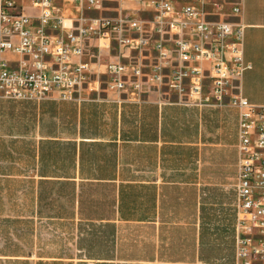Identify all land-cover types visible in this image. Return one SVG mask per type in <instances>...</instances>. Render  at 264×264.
Masks as SVG:
<instances>
[{
	"label": "crops",
	"instance_id": "1",
	"mask_svg": "<svg viewBox=\"0 0 264 264\" xmlns=\"http://www.w3.org/2000/svg\"><path fill=\"white\" fill-rule=\"evenodd\" d=\"M15 1L35 12L30 0ZM231 1L240 7L238 16L229 8ZM221 5L210 10L219 14L217 19L225 15L244 25L243 56L251 65L234 92L264 106V0H224ZM79 97L0 98V194L3 182H20L24 192L22 202L0 203V264H235L238 116L229 140L210 141L203 133L207 111L171 105L178 104L176 96L137 98L106 86V92ZM19 108L26 113L24 123L17 122L14 109ZM7 113L16 119L12 124L4 121ZM88 121L91 131L104 134L83 137ZM83 140L99 143L87 149ZM200 145L232 153L224 161L233 166L229 190L228 183L200 180L197 170L205 161ZM83 157L94 162L95 174L82 176ZM103 164L104 175L99 174ZM183 188L186 195L190 190L197 212L191 202L189 217L178 219L177 198L172 200L169 191ZM98 191L105 194L98 196ZM211 192L229 194L228 202L206 200ZM3 210L9 212L3 215ZM178 224L190 225V239L172 233ZM223 239L222 252L208 249L221 246ZM178 243L185 249L173 250Z\"/></svg>",
	"mask_w": 264,
	"mask_h": 264
},
{
	"label": "built area",
	"instance_id": "2",
	"mask_svg": "<svg viewBox=\"0 0 264 264\" xmlns=\"http://www.w3.org/2000/svg\"><path fill=\"white\" fill-rule=\"evenodd\" d=\"M30 1L34 13L15 0H0V98L80 100L77 90L92 68L84 59L85 39L104 35L105 47L116 37L120 48L155 53L153 77L169 86L178 104L237 109L235 264H250L255 104L234 92L235 82L251 67L243 56L244 25L225 15L210 20L211 14L219 16L210 6L222 8L214 0H149L150 7L141 11L149 13L147 19L137 10L127 13L135 0H110L127 5L115 18L85 13L104 0H75L79 16L60 10L54 0ZM229 6L238 16L237 2ZM5 53L12 57L2 58ZM105 66L109 90L140 96L141 63L117 60ZM262 171L259 264H264V125Z\"/></svg>",
	"mask_w": 264,
	"mask_h": 264
},
{
	"label": "rangeland",
	"instance_id": "3",
	"mask_svg": "<svg viewBox=\"0 0 264 264\" xmlns=\"http://www.w3.org/2000/svg\"><path fill=\"white\" fill-rule=\"evenodd\" d=\"M59 5H65L67 7V12L71 13L73 16H79L78 12V3L75 0H57ZM176 1H182V0H176ZM219 2H224V0H214ZM229 1V0H228ZM131 5L132 10L127 12L128 14H131L135 10L139 13L138 15H143L144 19H147L149 17V13H143L142 10H147V8L150 7L149 0H141L139 2L138 0L129 2ZM123 7H126V3L122 4ZM119 3L113 2L110 0H104L102 7L98 9H88L86 10L87 15L92 16H98V17H111L115 18L118 16L121 8H123ZM226 7H228L226 5ZM142 8V9H140ZM140 9V10H139ZM226 10H224L225 12ZM210 20L217 19L215 15H209L208 17ZM226 19V18H225ZM228 20V19H226ZM115 35V34H114ZM107 41V38L104 35L98 36V37H88L85 39V51H84V58L87 62H89L91 68V72L88 75L87 81L84 82V84L81 85L80 88H78L76 95L77 96H87L89 94H92L94 92H106V80H107V74H106V66L105 64L110 61H117L122 60L123 62L127 63H141L143 71L145 75H143V87L142 91L140 93V96L138 98H146V99H152V98H158L160 97L163 100H173L175 98V93L169 89V86L165 83H161L157 81L154 77L152 72L153 65L156 63V58L154 57L155 53L151 52L150 50H142L140 51H131L127 48H120L117 46L116 37H112L111 39V46L105 47L104 42ZM136 55V56H134ZM7 112L11 110L9 108V104H6ZM15 114H18L19 117L17 119V122L24 123L25 121V114L23 111L20 113L21 108H19L17 111L14 109ZM25 110V109H23ZM203 110L206 112V125L203 129L204 136L207 140L210 141H217L219 139L222 140H229L233 134L236 131L237 128V114H235V110L231 109V107L227 105H205L203 106ZM10 113V112H9ZM9 113L4 117V121L7 124H12L15 122L14 118L9 116ZM21 116H20V115ZM6 139L5 144L9 145V137H4ZM200 153L203 158L204 163L201 165V167L198 168L197 174L200 175L201 181H210V182H223L228 183L226 186V190H229L231 188V184L233 183L234 174H233V166L231 164L226 165L225 158L227 156H231L232 153L230 151H225V147H219L214 145H200ZM199 150V149H198ZM197 153V152H196ZM14 187L13 192L10 191V186ZM21 183H14L11 184L10 182H3L2 184V192L0 194V203H5V205H8L10 202H22L23 201V191L21 188ZM224 188V187H223ZM86 189V195L90 194V191ZM171 192L170 195L171 199L177 198V211L176 216H178V219L184 218L186 214L191 213V207L190 204L193 202V206L195 207V212H197V202L191 197V192L188 189L187 195L185 194V189H178L176 191H169ZM175 192V193H174ZM12 193V194H11ZM105 194V192H96L95 194L100 196L99 194ZM229 195V194H228ZM228 195L227 197L219 196V194H214V192H211L210 196L207 197L209 201H221L223 199L224 201L228 202ZM196 197L195 195L193 196ZM63 200V199H62ZM68 201L67 199H64V201ZM187 202V203H186ZM220 205V204H219ZM219 205H215L214 208H218ZM187 207V208H186ZM225 208L224 206H222ZM7 207H4L6 209ZM227 210L230 212L229 208L227 207ZM225 211V209H223ZM222 210V211H223ZM8 210H3L1 213L3 215L7 214ZM231 213V212H230ZM184 221V219H183ZM187 228V229H186ZM192 229L190 225L188 226H181L177 225L176 228L172 229V233L176 235L177 237H183L185 235H188V239H190L192 235ZM208 235H212V231H207ZM209 236H207V239ZM211 240V239H209ZM227 239H223V244L221 246L217 244H213L208 249H211L212 253L222 252V249H225L224 243ZM188 249H190V242L188 241ZM223 246V247H222ZM184 246H181L178 244H174L173 250H184Z\"/></svg>",
	"mask_w": 264,
	"mask_h": 264
},
{
	"label": "bare ground",
	"instance_id": "4",
	"mask_svg": "<svg viewBox=\"0 0 264 264\" xmlns=\"http://www.w3.org/2000/svg\"><path fill=\"white\" fill-rule=\"evenodd\" d=\"M256 127L254 132L255 158L253 163L254 190L252 195L253 221L251 227L252 253L250 264H259L260 251V220H261V188H262V156H263V125L264 106L255 105Z\"/></svg>",
	"mask_w": 264,
	"mask_h": 264
},
{
	"label": "trees",
	"instance_id": "5",
	"mask_svg": "<svg viewBox=\"0 0 264 264\" xmlns=\"http://www.w3.org/2000/svg\"><path fill=\"white\" fill-rule=\"evenodd\" d=\"M171 105H179V106H184V107H192V108H195L196 109L195 106H190V105H183V104H181V105L180 104H171ZM89 122H91V121H88V123ZM92 126H93V124L89 123L87 125V128H88L87 130H85L83 128V130H82L83 137L89 138V137H87V135H92V134H94V135L95 134H100L101 135V134H104L105 131H101V130L91 131L90 128ZM82 142H83V147H85L87 149H89L93 145H96V144L99 143V142L86 141V140H83ZM103 145H105L104 142H103ZM84 159H86V158L83 157V160H82V163H81V174H82V176L84 177V176H90L91 174L92 175L95 174L94 172L92 173V169H91V164H94V162L90 163L89 161H85ZM100 168H101V170L99 171V174L104 175L105 174L106 165L103 164V166H100ZM202 224L203 223L201 221V226H200V228H201V230H200L201 237H202V233H203V231H202L203 230Z\"/></svg>",
	"mask_w": 264,
	"mask_h": 264
}]
</instances>
